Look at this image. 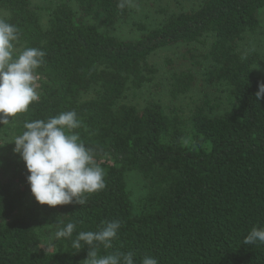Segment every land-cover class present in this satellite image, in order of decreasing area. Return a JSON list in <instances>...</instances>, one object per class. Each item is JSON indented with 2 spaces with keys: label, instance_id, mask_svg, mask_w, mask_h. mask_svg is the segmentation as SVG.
<instances>
[{
  "label": "trees",
  "instance_id": "16d2710c",
  "mask_svg": "<svg viewBox=\"0 0 264 264\" xmlns=\"http://www.w3.org/2000/svg\"><path fill=\"white\" fill-rule=\"evenodd\" d=\"M73 1L78 12L67 1L52 7L0 0L3 19L20 31L16 52H46L35 70L39 99L17 114L12 129L18 135L25 120L75 110L82 123L73 131L94 150L105 187L86 194L84 206L41 205L25 162L0 136V264H83L92 246L77 251L72 239L112 220L122 225L112 248L97 249L100 256L131 251L134 264L146 255L159 264H264V244L243 243L254 226H264V99L256 97L264 53L241 47L248 34L264 35V0H201L180 12L161 9L165 19L154 27L137 23L134 38L90 22L95 17L107 29L126 22L129 0ZM208 38V50L185 53L188 60L210 62L209 84L226 85L229 106L222 113L206 104L186 115L156 100L143 107L123 101L129 89L155 79L150 58L156 51ZM196 82L193 70L173 68L172 97ZM130 172L146 181L138 200L129 189ZM58 219L76 224L72 238H54L62 227ZM47 236L50 247H43Z\"/></svg>",
  "mask_w": 264,
  "mask_h": 264
},
{
  "label": "clouds",
  "instance_id": "9594fccd",
  "mask_svg": "<svg viewBox=\"0 0 264 264\" xmlns=\"http://www.w3.org/2000/svg\"><path fill=\"white\" fill-rule=\"evenodd\" d=\"M122 6V5H121ZM20 31L15 24L0 18V124L7 125L17 114L29 111L38 101L35 70L45 62L46 52L27 47L16 52L15 42ZM264 99V82L256 92ZM75 110L61 112L47 119L25 120L21 134L15 135L13 151L25 162L30 173L27 181L36 201L49 206L75 203L84 206L86 194L96 193L105 187V172L94 159V150L80 142L73 130L81 127ZM59 227L55 239L72 238L76 224L57 220ZM120 220L98 226L96 231H79L72 239V247L79 251L85 244L92 246L83 264H134L133 252H116L98 255L97 249L113 247L121 228ZM83 242V246L81 244ZM264 244V226H254L244 237V244ZM140 264H159L153 256H144Z\"/></svg>",
  "mask_w": 264,
  "mask_h": 264
},
{
  "label": "rangeland",
  "instance_id": "374dc122",
  "mask_svg": "<svg viewBox=\"0 0 264 264\" xmlns=\"http://www.w3.org/2000/svg\"><path fill=\"white\" fill-rule=\"evenodd\" d=\"M33 4L41 6H55L60 2H68L78 12V6L73 0H32ZM201 0H129L131 6V14L129 19L116 26L107 29L99 23L97 18L90 19L100 29L109 31L114 35L122 38H134L140 34L136 27L137 23H143L149 27L160 24L165 19V14L161 9H167L170 12H180L188 10L197 5ZM6 11L0 9V18L6 16ZM264 20V14L262 15ZM211 39H207L204 43L196 44H180L173 47L162 48L156 51L150 58V62L158 68L155 79L145 85L140 90L129 89L123 101L135 104L139 107L145 106L149 101L156 100L161 102L165 107L176 106L189 115L191 110L200 104H206L208 109L215 113H222L229 106L228 93L226 85L209 84L205 80V74L210 62L202 59L188 60L185 51L191 50L194 53L208 50ZM243 47L247 52L258 50L264 53V35L259 31L257 33L248 34ZM197 62V63H196ZM199 62V63H198ZM193 70L197 75V82L193 88L185 94H180L173 98L170 93V78L172 69ZM264 73V68H259ZM37 90V88H36ZM38 92V90H37ZM13 121L7 125L0 124V136L4 143L14 144L10 142L16 135L12 126ZM129 189L134 200H138L146 191V181L137 173L130 172L128 177ZM50 239L47 236L43 240V247L49 246Z\"/></svg>",
  "mask_w": 264,
  "mask_h": 264
}]
</instances>
